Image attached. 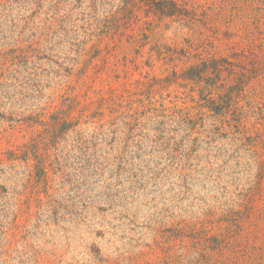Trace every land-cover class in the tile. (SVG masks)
I'll use <instances>...</instances> for the list:
<instances>
[{"label": "rangeland", "instance_id": "374dc122", "mask_svg": "<svg viewBox=\"0 0 264 264\" xmlns=\"http://www.w3.org/2000/svg\"><path fill=\"white\" fill-rule=\"evenodd\" d=\"M173 1L0 0V264H264V0Z\"/></svg>", "mask_w": 264, "mask_h": 264}, {"label": "trees", "instance_id": "16d2710c", "mask_svg": "<svg viewBox=\"0 0 264 264\" xmlns=\"http://www.w3.org/2000/svg\"><path fill=\"white\" fill-rule=\"evenodd\" d=\"M146 2V4L149 7L154 6L153 12L156 14H159L161 16H166V17H175L178 19L186 20V22H193V20L197 19L196 17L198 15L203 16V14H208L206 10L204 12H201L198 14L195 9H188L184 5H179L176 1L173 0H143ZM258 8L257 10H259ZM230 15V17H233V13ZM223 13L222 7L219 9L217 12V16ZM236 13H240V11H236ZM249 18V17H247ZM190 22V23H191ZM257 21L253 20L252 24H256ZM205 25V24H204ZM168 47V46H167ZM162 47L159 45H154L153 49H161ZM169 51L172 50L176 52V49H172L170 47L167 48ZM186 51H180V54L185 55ZM237 55V54H236ZM241 56L246 57L244 54H241ZM236 63H242L240 62H233L229 61L227 58L221 57L219 59L216 58H211V59H205L200 61L199 63L195 65L189 66L186 71L183 74V77L189 78L191 80H194L195 82L199 81H205L207 86H211V84L214 83H208L211 80L214 79H219L223 71H225V68L228 66L231 67L230 75L235 76L234 72V65L236 66ZM250 64V63H249ZM249 69L243 65L242 66V71L240 70L238 73V80L237 83H235L233 86H229L225 88V85L222 83V79L220 84L218 85L219 89L222 90V93H218L217 97H214L212 93L209 91L206 86H203L201 88V95L202 100H205L206 102L210 103L213 107H216L220 110L223 108L230 107L232 102H234V97L236 93L243 92V89L241 87L244 86V79L246 77V71ZM207 73L209 75H207ZM176 73L174 72V75ZM38 168L42 169L43 167L38 164Z\"/></svg>", "mask_w": 264, "mask_h": 264}]
</instances>
